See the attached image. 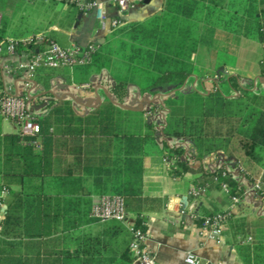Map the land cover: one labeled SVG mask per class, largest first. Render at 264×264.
I'll list each match as a JSON object with an SVG mask.
<instances>
[{
    "label": "trees",
    "instance_id": "1",
    "mask_svg": "<svg viewBox=\"0 0 264 264\" xmlns=\"http://www.w3.org/2000/svg\"><path fill=\"white\" fill-rule=\"evenodd\" d=\"M217 29L260 44L264 80V0H164L148 21L113 30L121 37L116 48L97 47L89 64L36 70L33 82L48 97L44 113H32L38 133L5 132L0 116V186L8 190L0 264H137L132 236L121 223L106 222L94 234L82 230L98 223L90 210L93 198L104 195L123 197L134 227L146 230L147 215L162 208L161 199L143 195L147 156L167 159L174 178L189 174L194 186L207 189L225 183L230 196H241L243 186L224 165L212 171L203 165L219 152L236 154L247 166L239 174L252 184L259 179L264 197V81L246 84L219 67L206 76L193 73L198 46L211 47ZM50 42L46 35L42 43L18 45L16 53H34ZM91 67L104 70L105 78L99 102L85 114L71 98L50 93L59 77L66 84L89 83L75 71ZM4 95L0 82V102ZM154 112L163 119L148 121Z\"/></svg>",
    "mask_w": 264,
    "mask_h": 264
},
{
    "label": "crops",
    "instance_id": "2",
    "mask_svg": "<svg viewBox=\"0 0 264 264\" xmlns=\"http://www.w3.org/2000/svg\"><path fill=\"white\" fill-rule=\"evenodd\" d=\"M132 7L128 8L123 14L117 13L118 7L115 0H76V3L95 2L103 5L108 17H120L121 28L131 23H144L152 17L159 14L163 7L164 0H130ZM227 0H225L226 2ZM56 2V4L54 3ZM60 2H64L63 4ZM75 3L72 5L60 0H34L32 2H18L15 0H0L1 22L4 25L5 40L0 42L2 54L0 56V82L4 91H10L13 94H25L29 98L28 104L35 108L34 114H42L45 111V105L35 106V99L40 95L31 94L32 90L37 91L36 85L30 84L26 87L24 76L7 75L3 69V63H14L21 60L19 57L8 56L5 53L6 42L10 40H23L51 36L56 44L61 47H69L71 44L97 43L99 48L106 47L112 42H116L121 37L113 34V30L107 28L102 30L99 23L95 20L93 12H83ZM40 5L41 7L56 6L64 10V22L62 14L59 13L55 23L40 24L43 17L33 16L30 23H27L25 12H19L22 9H30ZM76 7L80 10H76ZM18 10L19 14L13 20L19 21L18 26L8 25L9 18L13 11ZM17 12V11H16ZM12 20V21H13ZM0 22V23H1ZM58 22V23H57ZM15 26V27H13ZM245 38H237L229 32L217 29L214 35V44L211 47L198 46L193 65L195 77L213 74L217 67L225 75L235 74L243 78L241 82L248 84L250 80H264L259 77L258 72L255 79H245L238 69L231 68L227 59L222 57L233 55L237 52L244 42ZM237 41V43H236ZM261 47V46H260ZM237 49V50H236ZM225 53V54H224ZM261 57V51L260 56ZM259 62V60H258ZM259 68V65H258ZM69 71L72 68H67ZM104 72V70H103ZM101 72L91 73L87 79L92 80L94 76H99ZM33 81V80H32ZM196 81V78L192 83ZM87 84V83H85ZM62 88L61 83L58 84ZM103 89L99 83L92 91L94 99L90 102L85 100H73L74 104L81 109L79 114H85L86 110L95 106L99 102L98 91ZM51 94L54 95L52 91ZM31 94V96H30ZM55 96V95H54ZM69 96L62 92L56 98ZM44 98H40L43 101ZM144 99L138 101V106L145 102ZM147 103V102H146ZM44 107V109H42ZM75 109V108H74ZM157 122L163 119L161 112L156 113ZM150 114L146 119H150ZM2 129L5 132H16L18 127L10 122L2 120ZM176 142V141H175ZM228 157L222 153H217L206 157L203 161L204 169L212 171L216 167H224L233 174L235 179L243 186V191H248L244 196H240V202L236 205L230 219L222 228L220 243L214 239L202 236L199 232V225L196 220L204 216L216 214L227 210L229 201L227 196L221 192L220 188L210 187L206 193L196 200L185 199L186 192L194 186L192 175H183L174 178L169 173L170 162L159 155H151L144 158L143 161V195L146 197H155L162 200V208L158 212H152L145 219L147 241L146 246L154 254L159 264H185L184 256L187 252L197 255L202 261L213 264H264V197L252 194V183L247 181L242 175L232 168ZM198 163H194L197 167ZM171 176V180L168 177ZM98 198V197H97ZM93 198V202L97 200ZM192 205V212L184 216H177L170 212L180 201ZM169 204V209L166 207ZM192 216H195L193 218ZM133 220V217H130ZM90 225V226H94ZM87 227V226H86ZM251 238L248 244L240 245L239 238Z\"/></svg>",
    "mask_w": 264,
    "mask_h": 264
},
{
    "label": "built area",
    "instance_id": "3",
    "mask_svg": "<svg viewBox=\"0 0 264 264\" xmlns=\"http://www.w3.org/2000/svg\"><path fill=\"white\" fill-rule=\"evenodd\" d=\"M18 2H32L34 0H15ZM76 3V0H71ZM118 7L117 13L123 14L128 8L132 7L130 0H115ZM83 12H93L95 20L99 23L100 28L105 30L107 28L115 29L120 24V17H108L106 15L103 5L95 2H85L83 4L76 3ZM1 20V15H0ZM44 41V37H33L23 40H10L6 42L5 53L8 56L19 57L21 60L14 63H3L2 69L7 75L24 76L26 79V87H28L33 80L34 74L39 68H73L77 66H84L89 64L92 54L95 52L97 46L90 43L86 48H81L79 44H71L69 47H61L55 42H50L42 50L35 47V52H21L16 53L18 45L26 46L32 44H39ZM2 54V47L0 45V56ZM214 78H217L215 75ZM82 88H88V85H82ZM0 102V116L5 122L13 123L25 135H36L39 131L38 125L33 121V114L29 111L25 97L13 94L10 91H4ZM240 171L241 167H237ZM226 172L222 173V177ZM219 188L224 193L229 201L227 210L212 214L201 219L199 225V232L202 236L214 239L220 243V236L223 226L230 219L233 210L240 202V196H230L228 187L225 183H220ZM259 179L252 185L251 191L255 196H261L258 192ZM207 191V186H192L188 189L185 199L196 200L204 195ZM248 191H243L242 195H246ZM8 196V190L0 186V219L2 217V210L5 207V200ZM169 209V204L166 206ZM193 206L187 205L182 200L172 208L170 212L177 216H184L192 212ZM90 217L94 218L98 223H106L115 221L121 223L131 234L132 240L129 244V250L137 264H159L153 253L149 251L146 246L147 232L140 228L134 227V220H131L125 211L124 199L119 195H104L97 198L92 203L90 210ZM195 218V216H192ZM251 238H239L240 245L248 244ZM185 264H213L202 261L197 255L192 252H187L184 256Z\"/></svg>",
    "mask_w": 264,
    "mask_h": 264
},
{
    "label": "rangeland",
    "instance_id": "4",
    "mask_svg": "<svg viewBox=\"0 0 264 264\" xmlns=\"http://www.w3.org/2000/svg\"><path fill=\"white\" fill-rule=\"evenodd\" d=\"M56 4V2H54ZM60 3H64V2H60ZM17 11V12H16ZM25 12L26 13V17H27V23H30V18L33 16H42L43 20L40 22V24L44 25L47 23H55L56 22V18L58 16L59 13L62 14V20L63 22L64 20V10L60 9L59 7L56 6H50V7H41L40 5L34 7L33 9L30 8H26V9H22L19 12ZM14 14L11 15V17L9 18L8 21V25H15L18 26L19 21L13 20V18H16L19 14L18 10L13 11ZM19 17V16H18ZM13 20V21H12ZM58 23V22H57ZM13 26V27H15ZM244 42L241 44L239 50L237 52L232 53L233 55H228V56H224L222 57L224 60L227 59L228 63L230 64L231 68L233 69H238L239 73H241V75H243L245 77V79H255V74L258 72V60H259V56H260V51H261V47L260 44L253 40V39H243ZM111 48H116V43L112 42L111 44H109ZM237 50V49H236ZM225 54V53H224ZM98 72L96 70L95 67H91L89 69H83V70H76L75 73L77 75V77L80 78H85L88 77L91 73H96ZM105 78V71L101 72L99 74V76H94V78L92 80H89L90 82L85 84H66L62 78H56L55 80L52 81V88L51 91L54 93V95L59 96L62 92H65L67 94H69V98H72L73 100H80L81 102L88 100V102L92 101L94 99V94H93V87L100 83L101 80H104ZM243 78H240V81H242ZM61 83L62 88H59L58 84ZM82 85H88V88H82ZM190 85V84H188ZM186 87V91L189 92L190 91V86ZM222 89L225 90V85L222 84L221 85ZM37 91L32 90L31 94H37L39 93L40 95L35 99V106H37L38 104H43L45 105V102L48 100L47 96H42L43 92L41 91L40 88H35ZM195 89V88H193ZM30 94V96H31ZM28 98V97H26ZM40 98H44L43 101H40ZM72 100V101H73ZM29 102V98L28 101L26 100V104L27 107L29 109V111L31 113H35V108H33L31 105L28 104ZM86 102V101H85ZM73 106L75 108V110L77 112H80L81 109L79 107L76 106V104H74L73 102ZM44 109V107L42 108ZM157 112L151 113L149 116L151 117L150 119H148V121H155L157 120ZM155 119V120H154ZM157 122V121H156ZM182 142L180 140L177 141ZM238 155H234L232 158L229 159V163L230 165H232L233 169L237 170V167H241V170L237 172H246L247 171V166L246 164L242 161V159H240V157H237ZM172 176V175H171ZM168 177L169 180H171L172 178ZM107 224V223H106ZM105 224L104 223H96L94 226H87L83 228V232L85 233H96L97 231H99Z\"/></svg>",
    "mask_w": 264,
    "mask_h": 264
},
{
    "label": "water",
    "instance_id": "5",
    "mask_svg": "<svg viewBox=\"0 0 264 264\" xmlns=\"http://www.w3.org/2000/svg\"><path fill=\"white\" fill-rule=\"evenodd\" d=\"M94 14V13H93ZM32 84H34L35 85V83L32 81ZM142 108V104H140L139 105V109H141ZM5 211V207L3 208V210H2V212H4Z\"/></svg>",
    "mask_w": 264,
    "mask_h": 264
}]
</instances>
